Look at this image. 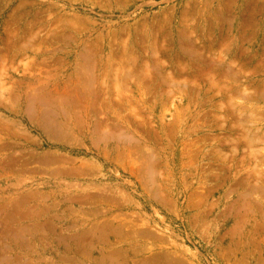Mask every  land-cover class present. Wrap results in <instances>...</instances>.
I'll return each instance as SVG.
<instances>
[{"label":"rangeland","instance_id":"rangeland-1","mask_svg":"<svg viewBox=\"0 0 264 264\" xmlns=\"http://www.w3.org/2000/svg\"><path fill=\"white\" fill-rule=\"evenodd\" d=\"M0 58V264H264V0H0Z\"/></svg>","mask_w":264,"mask_h":264},{"label":"bare ground","instance_id":"bare-ground-1","mask_svg":"<svg viewBox=\"0 0 264 264\" xmlns=\"http://www.w3.org/2000/svg\"><path fill=\"white\" fill-rule=\"evenodd\" d=\"M17 16V15H16ZM12 28V27H11ZM18 35H20V34H18ZM10 37V36H9ZM18 37V36H17ZM25 39V38H24ZM2 54V53H1ZM1 59V58H0ZM8 62V61H7ZM153 169V168H152Z\"/></svg>","mask_w":264,"mask_h":264}]
</instances>
